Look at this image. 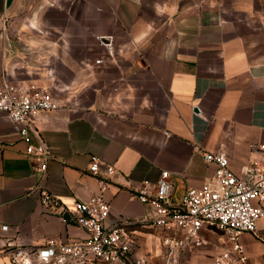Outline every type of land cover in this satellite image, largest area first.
I'll return each mask as SVG.
<instances>
[{
	"label": "crops",
	"instance_id": "1",
	"mask_svg": "<svg viewBox=\"0 0 264 264\" xmlns=\"http://www.w3.org/2000/svg\"><path fill=\"white\" fill-rule=\"evenodd\" d=\"M19 67L40 71L35 86L79 95L80 106L30 116L31 142L49 152L44 187L69 206L99 193L104 177L110 224L151 210L133 189L162 170L179 197L213 181L206 152L226 153L237 175L264 159L252 148L264 141V0H0V92ZM119 86L125 96L112 93ZM26 146L0 111V264H19L10 248L86 237L41 205ZM93 158L113 173L102 164L90 173ZM124 232L134 261L166 264L165 230L135 223ZM201 233L206 243L182 249L178 264H214L228 246L217 227ZM241 242L244 264H264V217Z\"/></svg>",
	"mask_w": 264,
	"mask_h": 264
},
{
	"label": "built area",
	"instance_id": "2",
	"mask_svg": "<svg viewBox=\"0 0 264 264\" xmlns=\"http://www.w3.org/2000/svg\"><path fill=\"white\" fill-rule=\"evenodd\" d=\"M39 73L38 69L26 71L21 67L14 75L5 72V85L0 92V111L7 113L18 124L20 136L27 144L25 152L32 158V171L38 177L32 191H39L38 199L43 208L63 222L77 223L84 229L86 237L67 242L50 238L40 246L10 248L4 251L6 254L21 257L19 264H116L130 253L124 226L142 223L166 231L161 244L170 264L177 261L182 249L194 250L206 243L201 233L206 226L222 230L228 243L215 256L214 264L246 262L241 235L254 232L256 221L264 217V159L261 163L248 166L242 175H237L230 169L226 153L206 152L204 159L215 165L213 181L198 187H187L179 197H174L171 192L170 173L162 170L154 184L144 182L133 189L137 199L150 206L151 210L144 217L110 224L107 222L110 204L102 195L107 185L104 177L98 180L99 193L87 200L74 201L69 206L59 202L43 185L49 152L44 142H31L30 116L40 111L80 104L77 101L79 95H59L51 86L32 84L35 80L33 76ZM18 82L31 84L20 89L16 85ZM155 124L163 125L159 121ZM252 148L264 156V141L252 145ZM101 164L105 177L110 176L114 171L113 166L97 158H93L88 166L90 173L98 175ZM1 229H7V225H2Z\"/></svg>",
	"mask_w": 264,
	"mask_h": 264
},
{
	"label": "rangeland",
	"instance_id": "3",
	"mask_svg": "<svg viewBox=\"0 0 264 264\" xmlns=\"http://www.w3.org/2000/svg\"><path fill=\"white\" fill-rule=\"evenodd\" d=\"M59 20V19H58ZM60 22V21H59ZM60 26V25H59ZM221 243V241L219 242ZM179 258V256H178ZM178 258H177V261L173 264H178ZM165 262L166 264H170L167 257H165ZM116 264H138L136 261H134L131 257H130V254H128L127 258H125L122 262L120 263H116Z\"/></svg>",
	"mask_w": 264,
	"mask_h": 264
},
{
	"label": "water",
	"instance_id": "4",
	"mask_svg": "<svg viewBox=\"0 0 264 264\" xmlns=\"http://www.w3.org/2000/svg\"><path fill=\"white\" fill-rule=\"evenodd\" d=\"M100 38H101V41L108 42V38H106V37H100ZM118 85H120V84H118ZM134 85H136V83ZM121 89H122V87L119 86V90L112 91V93L114 92L116 95H119L120 97L125 96V94L127 92H125V91H123Z\"/></svg>",
	"mask_w": 264,
	"mask_h": 264
}]
</instances>
